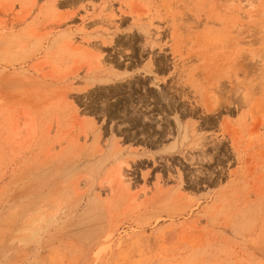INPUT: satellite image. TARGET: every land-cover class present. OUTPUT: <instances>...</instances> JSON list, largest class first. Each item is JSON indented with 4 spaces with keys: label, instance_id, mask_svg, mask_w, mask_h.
<instances>
[{
    "label": "rangeland",
    "instance_id": "374dc122",
    "mask_svg": "<svg viewBox=\"0 0 264 264\" xmlns=\"http://www.w3.org/2000/svg\"><path fill=\"white\" fill-rule=\"evenodd\" d=\"M0 264H264V0H0Z\"/></svg>",
    "mask_w": 264,
    "mask_h": 264
}]
</instances>
